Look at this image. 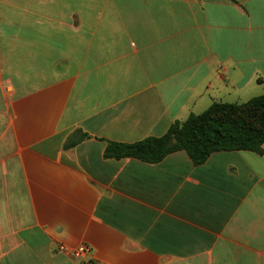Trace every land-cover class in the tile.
Returning <instances> with one entry per match:
<instances>
[{
	"label": "crops",
	"instance_id": "obj_1",
	"mask_svg": "<svg viewBox=\"0 0 264 264\" xmlns=\"http://www.w3.org/2000/svg\"><path fill=\"white\" fill-rule=\"evenodd\" d=\"M262 94L264 0H0V264H264V144L104 157Z\"/></svg>",
	"mask_w": 264,
	"mask_h": 264
},
{
	"label": "trees",
	"instance_id": "obj_2",
	"mask_svg": "<svg viewBox=\"0 0 264 264\" xmlns=\"http://www.w3.org/2000/svg\"><path fill=\"white\" fill-rule=\"evenodd\" d=\"M86 136L75 135L67 147ZM263 144L264 94L243 103L214 102L202 113H192L184 121H176L162 136H150L134 143L108 141L104 157H132L158 163L173 152L185 150L194 165H201L219 151L245 150L262 154Z\"/></svg>",
	"mask_w": 264,
	"mask_h": 264
},
{
	"label": "built area",
	"instance_id": "obj_3",
	"mask_svg": "<svg viewBox=\"0 0 264 264\" xmlns=\"http://www.w3.org/2000/svg\"><path fill=\"white\" fill-rule=\"evenodd\" d=\"M59 250L65 252L77 264H98L92 255L91 247L86 243H81L69 249L64 245H60Z\"/></svg>",
	"mask_w": 264,
	"mask_h": 264
},
{
	"label": "water",
	"instance_id": "obj_4",
	"mask_svg": "<svg viewBox=\"0 0 264 264\" xmlns=\"http://www.w3.org/2000/svg\"><path fill=\"white\" fill-rule=\"evenodd\" d=\"M177 140L176 139H174V142H176Z\"/></svg>",
	"mask_w": 264,
	"mask_h": 264
}]
</instances>
